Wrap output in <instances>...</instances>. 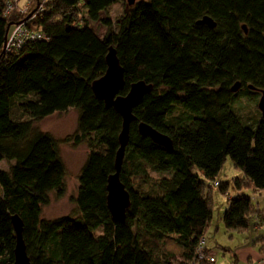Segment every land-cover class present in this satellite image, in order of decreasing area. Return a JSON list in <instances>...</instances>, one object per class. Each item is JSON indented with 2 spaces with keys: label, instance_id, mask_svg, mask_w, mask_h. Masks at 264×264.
<instances>
[{
  "label": "trees",
  "instance_id": "obj_1",
  "mask_svg": "<svg viewBox=\"0 0 264 264\" xmlns=\"http://www.w3.org/2000/svg\"><path fill=\"white\" fill-rule=\"evenodd\" d=\"M7 2L0 0V162L7 163L0 170V264L14 260L12 216L23 223L31 264H192L211 220L213 184L221 194L228 189L217 179L227 157L242 177L233 179L240 194L228 199L225 230L244 232L253 216L264 220V209L244 193H264V115L258 110V120L244 122L233 106L241 91H264V0H51L35 21L46 40L10 53L7 28L28 14L5 15ZM116 4L126 8L113 26L100 15ZM205 17L214 28L197 24ZM110 47L124 73L121 96L139 81L152 86L132 110L120 171L130 207L122 222L106 202L122 118L92 92ZM72 109L76 130L64 140L36 127ZM141 123L167 136L171 149L141 136ZM61 143L86 144L88 154L76 214L48 220L42 210L50 194L66 192ZM169 237L180 256L166 249Z\"/></svg>",
  "mask_w": 264,
  "mask_h": 264
},
{
  "label": "water",
  "instance_id": "obj_2",
  "mask_svg": "<svg viewBox=\"0 0 264 264\" xmlns=\"http://www.w3.org/2000/svg\"><path fill=\"white\" fill-rule=\"evenodd\" d=\"M128 6H133L136 0H126ZM197 24H205L214 28L215 24L210 18H203ZM245 30V28L243 27ZM8 32V28H7ZM6 32V33H7ZM125 85L123 69L120 66L116 56L115 49L110 47L106 56V71L104 75L92 83V92L96 99L102 101L106 108H113L122 118V129L118 136L119 149L115 156L114 173L109 176L107 181V208L115 222H122L125 219L126 211L130 207L129 193L120 181V171L124 158L125 148L129 141V126L135 117L132 114L133 108L141 99L150 93L152 86L142 81L132 84L128 93L121 96L119 93ZM240 85L236 83L231 91L237 92ZM250 90H254L251 86ZM261 96L258 102V110L264 115V91L260 92ZM139 133L143 137H148L153 143L170 150L172 147L170 139L154 130L146 124H139ZM13 230L15 232L16 244L14 249V260L10 264H31L26 253L23 241V223L18 216L11 218Z\"/></svg>",
  "mask_w": 264,
  "mask_h": 264
},
{
  "label": "rangeland",
  "instance_id": "obj_3",
  "mask_svg": "<svg viewBox=\"0 0 264 264\" xmlns=\"http://www.w3.org/2000/svg\"><path fill=\"white\" fill-rule=\"evenodd\" d=\"M125 8V4L113 5L100 15L101 19H108L112 25L115 26L116 20L122 16ZM83 19L86 21L87 18L84 16ZM89 27L92 28V30H94L100 38H103L108 31L107 28L100 22H90ZM242 93L244 92L241 91V95L235 99L233 105L234 109L243 121L244 119H249V121L254 122L260 118L257 108L260 96H245V94ZM77 120L78 112L72 109L70 112L44 119L40 121L36 127L40 131L50 133L56 140L62 141L67 136L74 133L77 126ZM59 149L61 158L66 168L64 180L66 192L62 198H57L54 193L50 194L49 204L42 210V217L48 220H54L76 214V205L74 204L73 199L77 195L78 176L88 154L86 144L74 147L70 144L61 143ZM6 168L7 163L2 161V163H0V170H5ZM153 176L156 177V175ZM240 177H242V173L234 168L231 159L227 157L217 178L218 181L228 183L227 192L226 194H221L218 187L212 188L214 196V222L219 215V211L222 210V202L227 200L229 197H233V195L238 192L233 185V179ZM165 247L172 253L174 252L175 255L179 252L171 240H167Z\"/></svg>",
  "mask_w": 264,
  "mask_h": 264
},
{
  "label": "crops",
  "instance_id": "obj_4",
  "mask_svg": "<svg viewBox=\"0 0 264 264\" xmlns=\"http://www.w3.org/2000/svg\"><path fill=\"white\" fill-rule=\"evenodd\" d=\"M56 115L61 114H53L50 117ZM244 193L251 197L256 209H264V193L254 192L252 190H245ZM238 194L240 193L237 192L233 197ZM233 197H229L228 199ZM211 199L212 216L207 225L205 238L207 249L209 250V254L213 256L214 262L208 264H264V220H259L257 216H253L250 220L251 226L248 230L228 233L222 223V214L228 206V199L222 202V210L219 211L215 222L213 216V193ZM167 240H171L174 243L179 250L176 255L180 256L183 250L175 244L173 238L169 237L165 239V243Z\"/></svg>",
  "mask_w": 264,
  "mask_h": 264
},
{
  "label": "built area",
  "instance_id": "obj_5",
  "mask_svg": "<svg viewBox=\"0 0 264 264\" xmlns=\"http://www.w3.org/2000/svg\"><path fill=\"white\" fill-rule=\"evenodd\" d=\"M33 0H9L5 15H8L14 9L23 14H28L25 21L12 25L6 36L4 44V52L10 53L22 47L27 42L36 40H46V36L35 27V21L45 12V4L51 0H35L36 6L33 5ZM215 187L218 183L213 184ZM201 262L213 263L214 258L206 250V239L201 237L196 248V262L192 264H199Z\"/></svg>",
  "mask_w": 264,
  "mask_h": 264
}]
</instances>
